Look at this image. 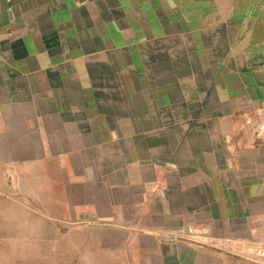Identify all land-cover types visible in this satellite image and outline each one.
<instances>
[{
	"label": "crops",
	"instance_id": "obj_1",
	"mask_svg": "<svg viewBox=\"0 0 264 264\" xmlns=\"http://www.w3.org/2000/svg\"><path fill=\"white\" fill-rule=\"evenodd\" d=\"M72 223L264 264V0H0V246Z\"/></svg>",
	"mask_w": 264,
	"mask_h": 264
},
{
	"label": "rangeland",
	"instance_id": "obj_2",
	"mask_svg": "<svg viewBox=\"0 0 264 264\" xmlns=\"http://www.w3.org/2000/svg\"><path fill=\"white\" fill-rule=\"evenodd\" d=\"M68 225L65 238L52 229L49 245H36L34 252L27 245H1L0 264H131L123 255L122 237L112 238L115 244H100L103 230L72 229Z\"/></svg>",
	"mask_w": 264,
	"mask_h": 264
}]
</instances>
